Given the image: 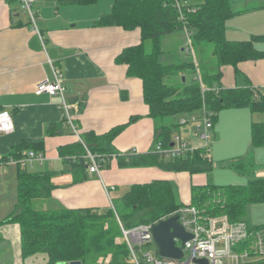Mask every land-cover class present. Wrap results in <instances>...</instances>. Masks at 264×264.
Returning <instances> with one entry per match:
<instances>
[{"label":"crops","instance_id":"obj_1","mask_svg":"<svg viewBox=\"0 0 264 264\" xmlns=\"http://www.w3.org/2000/svg\"><path fill=\"white\" fill-rule=\"evenodd\" d=\"M111 7V0H99L89 6L60 5L58 0H38L35 11L39 38L21 14L18 2H0V109L11 116L13 123L12 132L0 134V161L21 142H41L45 161L43 164L34 163L28 171L52 173L50 196L34 200L32 206L41 200L42 206L37 210L92 209L103 213L113 205L112 194L120 187L123 197L134 184L161 180L172 185L173 181H179V177L184 180H181L184 192H188V198L180 203L187 205L192 186H240L252 177L264 178V160L260 157L264 155V147L253 148L250 145L251 124L264 123V120L256 121L254 116L263 115L264 112L251 113L246 108L222 110L214 123L210 161L213 169L217 164L220 170L230 172L219 178L214 172L212 175V171L190 175L156 166L119 168L115 158L97 176L89 174L87 169L84 172L72 169L60 159L58 150L75 144L78 139L65 123V112L59 107L58 99L34 94L37 83L45 78L51 79L49 61L61 71L66 98L77 107L73 118L80 138L87 133L103 135L137 117L113 140V149L123 155L149 154L154 150L155 123L147 117L141 81L128 78L126 66L116 63L117 56L124 48L139 42V32L93 25L102 15L110 12ZM232 10L239 14L225 22L227 40L249 41L254 36L264 37V0H243ZM170 38L175 42V56L179 50L184 51V31L163 37L161 48L164 41ZM256 43L259 46L264 41ZM261 62L264 60L241 63L239 70L242 73L245 67L261 66ZM165 65L174 64L169 62ZM187 74L180 76L183 80L191 79L192 75L188 78ZM253 78L264 85L262 72L253 73ZM246 81L258 91L256 94L264 96L258 90L264 87H253L247 77ZM221 86L231 89L246 85L237 86L232 69L226 67L223 69ZM172 137L191 146L199 144L193 138L190 127H179ZM247 157L253 159L252 174L236 172L232 163ZM17 171V166L8 165L0 173V221L5 220L17 204ZM105 187L114 189L107 193ZM45 202L52 208H42ZM252 206H249L246 218L248 213L254 218L252 211L250 214ZM258 206L261 208L254 213L259 219L251 220L257 221V227H264V203ZM249 221L247 224L252 227ZM25 262L21 257L18 225H1L0 264Z\"/></svg>","mask_w":264,"mask_h":264},{"label":"trees","instance_id":"obj_2","mask_svg":"<svg viewBox=\"0 0 264 264\" xmlns=\"http://www.w3.org/2000/svg\"><path fill=\"white\" fill-rule=\"evenodd\" d=\"M98 1L58 0L60 5L79 6L93 5ZM111 1L110 12L102 15L93 25L139 32V42L124 48L116 63L126 66L127 77L141 81L147 117L155 123L154 145L159 142L164 149L169 148L174 132L181 127L179 120L199 112L202 106L214 113L213 123L225 109L246 108L251 113L264 112V96L256 94L258 91L249 86L239 70L241 63L264 60V51L254 47V42L264 41V37L254 36L249 41H229L225 38V22L239 14L232 7L243 0H181L185 4L180 11L174 0ZM184 30L190 33L192 47L200 49L204 45H212L213 71L204 61H199V64L197 60V64L193 61L174 65L161 63L163 37ZM226 67L232 69L235 79L247 82L244 88L225 89L221 86ZM197 71L207 89L203 94L200 83L195 79ZM183 73H189L192 78L183 80L180 76ZM173 78L178 82H172ZM214 86L219 89L217 92L211 89ZM136 119L132 117L126 125L100 136L93 133L81 136L82 143L77 141L58 150L60 159L72 169L84 172L87 169L84 159L87 149L100 156L101 170L107 169L113 158L119 168L156 166L190 175L212 170L211 161L202 149L169 159L154 152L141 155L116 152L112 147L113 140ZM251 145L253 148L264 147V123L251 124ZM28 151L44 153L43 145L35 141L21 142L1 161L21 159ZM232 166L238 173L251 175L254 163L252 157H247L232 163ZM17 169V204L14 211L0 221V226L18 225L21 257L24 260L42 254L46 258L44 264H129L126 245L118 242L121 238L119 222L125 229H131L155 223L185 206L176 201L168 181L155 180L132 185L121 199V211L115 206L114 210L109 208L103 213L92 209L37 210L32 203L50 196L52 173L30 172L19 166ZM262 203L264 178L252 177L240 186H192L187 205L196 207L205 216H226L230 222L237 223L245 222L249 206ZM262 228L251 227V231Z\"/></svg>","mask_w":264,"mask_h":264},{"label":"built area","instance_id":"obj_3","mask_svg":"<svg viewBox=\"0 0 264 264\" xmlns=\"http://www.w3.org/2000/svg\"><path fill=\"white\" fill-rule=\"evenodd\" d=\"M8 0H0L6 2ZM38 0H17L21 14L27 19L32 31L39 38L40 31L37 25V12L35 5ZM177 9L185 3L181 0H174ZM186 41L184 52L193 57V47L190 33L184 30ZM194 59V57H193ZM195 64L196 59L193 60ZM51 69V79L45 78L37 83L34 94L36 96L46 95L57 98L59 107L65 112V123L70 127L78 141L82 143L78 129L74 124L73 114L77 107L70 104L66 98V88L62 84V73L49 61ZM195 79L200 83L201 93L207 90L200 80L197 71ZM217 92V87L211 88ZM214 113L202 106L199 112L188 114L179 120L181 127H190L191 134L198 141V145L191 146L184 141L173 137V142L169 148L164 149L161 143L154 145L153 152L166 159L178 157L186 153H192L197 149H202L208 159H210L212 135L214 128ZM13 123L11 116L0 109V134L12 132ZM84 159L87 163V171L92 175H100V156L90 153L85 149ZM44 153L28 151L26 155L18 160L8 159L0 161V173L8 166L15 165L22 169L31 168L34 163L43 164ZM114 187H105V191L113 190ZM111 208L114 210L113 205ZM117 217V216H116ZM170 217H177V223L184 232L191 236L183 246L178 239H174L175 245L181 248L183 256L180 260L161 258L155 249L152 237V229L160 221ZM119 222V220H118ZM121 238L124 240L128 251L129 264H197L194 260H205L206 264H264L259 261L264 258V252L260 248L264 245V228L251 231V227L246 222H230L226 216L209 217L203 215L196 207L185 205L174 213L161 220L139 225L131 229H125L119 222ZM180 242V245L178 243ZM154 245V251H149V247ZM148 250L144 251L143 249Z\"/></svg>","mask_w":264,"mask_h":264},{"label":"rangeland","instance_id":"obj_4","mask_svg":"<svg viewBox=\"0 0 264 264\" xmlns=\"http://www.w3.org/2000/svg\"><path fill=\"white\" fill-rule=\"evenodd\" d=\"M237 28L241 29L242 27H235V29H237ZM255 44H256V46H255ZM174 47H175V42H174V40L172 38L167 39V40L164 41V44L162 45V51H163L162 55L163 56L160 57V60H161L162 64H169V62H171L173 64H180L182 62H190V61H193L194 59H196V60H199L200 63H201V60H203L207 64L208 69L213 71V69L215 67V61H214V58L212 56V45H204L200 49L198 47H193L194 49H193L192 53H193L194 59H193V57L191 55H188L184 51H180V50L176 53V56H175V54L173 53ZM254 47H255V49H257L259 51H264V43H262V44H260L258 46L257 43L254 42ZM149 48H150V46L148 45L147 46V50H149ZM169 60H172V61H169ZM258 71L260 73L262 72L264 74V62H261V66H252V65H250L249 68L245 67L244 71L242 72V74L245 75V77H247L250 80L252 86L253 87H257V89L261 88V87H264V85H261V83H260L261 81L260 80L259 81H255V79L253 78V73L256 74ZM187 76H188V78H191L190 74H187ZM187 80H190V79H187ZM171 81L172 82H178V79L173 78ZM236 83H237V86H245L246 85V83L240 78L236 79ZM258 90L261 93H264V89L263 90L258 89ZM254 119L256 121L264 120V114L260 115V116L259 115H255ZM250 145H251V141H250ZM260 157L263 158V160H264V155H262ZM216 166L217 167H215L214 169L212 168L211 171H212V175H213V172H214L215 176L217 178H219L220 175L224 176V175L230 174V172H226L227 170H220L219 165L216 164ZM181 180H183V178L179 177V181L175 180V181H173V184H172L174 197H175V199H176V201L178 203H180L182 201H185L188 198V192L187 193L184 192L183 183H182ZM224 182H228V181H224ZM121 191H123V190L120 187L117 192L112 194L113 206H115V208L118 211H121V209H122L121 198H122V195L124 193H122ZM39 201H41V200H38V202H35L33 204L32 207L34 209L41 208L40 206H42V205H41V202H39ZM37 203H40V204H37ZM258 205H262V204H256V205L252 206L251 209H250V214H251V211H252V216H254V218L250 217L251 215H249V213H248V217L247 218L245 217V219H244L246 223L248 222V219H249L250 220L249 221L250 225L252 224V227H257L259 225L257 223V221L252 222V220H251L252 218L253 219H259V218H257L258 216L254 213L255 211H258V209L261 208V206H258ZM42 208L51 209L52 207L50 206V204L48 202H45V205H43ZM118 242L120 244H124V240L122 238H119ZM178 245H180V242L178 243ZM143 250L146 251L148 249L144 248ZM149 251H151V252L154 251V245L149 247ZM260 251L264 252V245L260 248ZM263 260H264V258L260 259L259 261H263ZM45 261H46L45 256L42 255V254H38L35 257L26 259L25 264H44Z\"/></svg>","mask_w":264,"mask_h":264},{"label":"water","instance_id":"obj_5","mask_svg":"<svg viewBox=\"0 0 264 264\" xmlns=\"http://www.w3.org/2000/svg\"><path fill=\"white\" fill-rule=\"evenodd\" d=\"M152 237L155 245L156 253L161 258L180 260L183 256L181 248L175 245L174 239L181 242V246L191 239V236L184 232L183 228L177 223V217H170L160 221L152 229ZM197 264H206L205 260H194ZM64 264H80L79 262H71Z\"/></svg>","mask_w":264,"mask_h":264},{"label":"bare ground","instance_id":"obj_6","mask_svg":"<svg viewBox=\"0 0 264 264\" xmlns=\"http://www.w3.org/2000/svg\"><path fill=\"white\" fill-rule=\"evenodd\" d=\"M252 40V39H251ZM194 49V48H193ZM200 69V68H199ZM200 71V70H199ZM201 77H202V75H201ZM129 78V77H128ZM203 78V77H202ZM204 80V79H203ZM203 83H205V82H203ZM206 85V84H205ZM67 155V154H66ZM76 156V155H75Z\"/></svg>","mask_w":264,"mask_h":264}]
</instances>
